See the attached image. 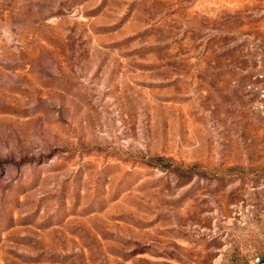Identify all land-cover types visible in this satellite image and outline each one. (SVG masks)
<instances>
[{"label":"rangeland","instance_id":"obj_1","mask_svg":"<svg viewBox=\"0 0 264 264\" xmlns=\"http://www.w3.org/2000/svg\"><path fill=\"white\" fill-rule=\"evenodd\" d=\"M264 0H0V264H261Z\"/></svg>","mask_w":264,"mask_h":264},{"label":"crops","instance_id":"obj_2","mask_svg":"<svg viewBox=\"0 0 264 264\" xmlns=\"http://www.w3.org/2000/svg\"><path fill=\"white\" fill-rule=\"evenodd\" d=\"M261 264H264V261Z\"/></svg>","mask_w":264,"mask_h":264}]
</instances>
